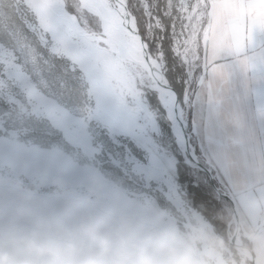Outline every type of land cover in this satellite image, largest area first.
I'll list each match as a JSON object with an SVG mask.
<instances>
[{"label":"rangeland","instance_id":"374dc122","mask_svg":"<svg viewBox=\"0 0 264 264\" xmlns=\"http://www.w3.org/2000/svg\"><path fill=\"white\" fill-rule=\"evenodd\" d=\"M36 2L0 0V243L58 224L75 232L87 216L128 222L145 241L189 233L198 222L227 245L214 264L238 261L229 242L231 205L203 171L186 163L155 95L121 94L108 77L101 91L63 49L44 47ZM202 67L168 79L180 92L187 132L205 164L190 124ZM137 109L150 113L149 131L168 152L136 133ZM198 194L215 201L210 211L217 225L194 208ZM240 238L250 246L242 229Z\"/></svg>","mask_w":264,"mask_h":264},{"label":"snow or ice","instance_id":"6c2138e0","mask_svg":"<svg viewBox=\"0 0 264 264\" xmlns=\"http://www.w3.org/2000/svg\"><path fill=\"white\" fill-rule=\"evenodd\" d=\"M33 15L44 47L63 49L101 91L108 77L126 95L185 69L218 71L264 33V0H37Z\"/></svg>","mask_w":264,"mask_h":264},{"label":"crops","instance_id":"0c3cea01","mask_svg":"<svg viewBox=\"0 0 264 264\" xmlns=\"http://www.w3.org/2000/svg\"><path fill=\"white\" fill-rule=\"evenodd\" d=\"M216 67H202L191 129L233 196L241 229L264 264V240L253 238L264 237V33H254L247 56L226 54Z\"/></svg>","mask_w":264,"mask_h":264},{"label":"clouds","instance_id":"9594fccd","mask_svg":"<svg viewBox=\"0 0 264 264\" xmlns=\"http://www.w3.org/2000/svg\"><path fill=\"white\" fill-rule=\"evenodd\" d=\"M226 250L223 238L198 222L189 233L173 231L145 241L128 222L87 216L75 232L58 224L50 232L33 228L11 235L0 243V264H214ZM250 255L249 245L242 244L232 264H247Z\"/></svg>","mask_w":264,"mask_h":264},{"label":"bare ground","instance_id":"6f19581e","mask_svg":"<svg viewBox=\"0 0 264 264\" xmlns=\"http://www.w3.org/2000/svg\"><path fill=\"white\" fill-rule=\"evenodd\" d=\"M145 91L153 93L155 95L160 107L163 109L164 117L169 122L171 132L174 135L176 147L179 150L180 154L183 156L184 160L187 162V164L189 166L197 168L196 165L194 164V162L189 157L186 142L184 140L183 130H185V132H187L186 124H187L188 120L183 115L181 104H180L179 110H180V116L182 117L183 121H180L178 119L176 112L174 111V108H173L174 95L169 89H167V87H165V86H160V87L148 86L147 88L141 90L140 92L145 93ZM118 93H119V91H118ZM138 98H139V96H138ZM135 102H136V100H135ZM134 113L138 116V118L141 122L138 129L134 128V130L137 131L136 133L139 132L141 134H144L147 137V139L150 141V143H152L153 145H155L157 148L161 149L162 151L168 152V150L165 147H163L160 143H158V141L153 136L154 134L152 135L151 132L149 131V128H150L149 114L150 113L148 112L149 113L148 114L145 110H142V109H137L134 111ZM152 116H154V115H152ZM183 122H184V124L182 126ZM187 135L189 137L190 143L192 144L190 134L188 133ZM191 153H193V157L198 158L197 153L195 151V148H194V152H192V149H191ZM197 169H199V168H197ZM234 227H235L234 222H232L229 226V229H228L229 237L232 235V233L234 231ZM240 232H241V229H240L239 233Z\"/></svg>","mask_w":264,"mask_h":264},{"label":"water","instance_id":"95a60500","mask_svg":"<svg viewBox=\"0 0 264 264\" xmlns=\"http://www.w3.org/2000/svg\"><path fill=\"white\" fill-rule=\"evenodd\" d=\"M165 87H167V89H169L173 93V95H174V99H173L174 111L176 112L178 119L180 121H183L182 117L180 116V110H179L180 109V101H179L178 93L168 78H167V84L165 85ZM183 124H184V122L182 123V126H183ZM187 134L188 133L185 132V130H183V136H184V140L186 142V146L188 149V154H189L190 159L194 162L196 167L199 168V170L203 171L208 176L210 184H211L212 188L214 189V191L217 193V195L220 198L226 199L231 205L232 215H231V221L229 222L228 227L230 226V224L232 222H234L235 227H234V231H233L232 235L229 237V242L237 250L242 244H245V243L240 238L239 231L241 229V225L239 222V216H238V212H237V208H236L233 196L229 193V191L227 189L218 185L214 173L206 164H204L199 158L193 157V153H191V149H192V152H194V147L190 143L189 137ZM248 260L251 262V264H261L259 262L258 258L256 257L255 253L253 252L252 248H251V255H250Z\"/></svg>","mask_w":264,"mask_h":264},{"label":"trees","instance_id":"16d2710c","mask_svg":"<svg viewBox=\"0 0 264 264\" xmlns=\"http://www.w3.org/2000/svg\"><path fill=\"white\" fill-rule=\"evenodd\" d=\"M165 47H167V44H165ZM174 86V84H172ZM174 88L176 89L178 95L180 96V92L179 90L177 89V87L174 86ZM196 200H195V203H194V208L200 212L209 222H211L213 225H217V218L215 217V215L213 213L215 212H211L210 209L213 205V202L215 201H212V199H208V197H204V195L202 194H198L196 195ZM207 201H209L210 203H207ZM205 203V205H203Z\"/></svg>","mask_w":264,"mask_h":264},{"label":"built area","instance_id":"2783aa9c","mask_svg":"<svg viewBox=\"0 0 264 264\" xmlns=\"http://www.w3.org/2000/svg\"><path fill=\"white\" fill-rule=\"evenodd\" d=\"M203 79V78H202ZM202 79H199V82L200 81H202ZM204 161V160H203ZM205 162V164L212 170V169H214V166L208 161V160H206V161H204Z\"/></svg>","mask_w":264,"mask_h":264}]
</instances>
